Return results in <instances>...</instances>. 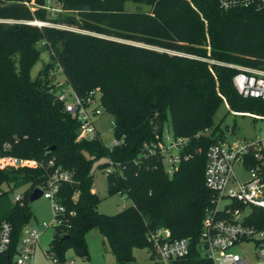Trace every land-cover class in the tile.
I'll return each mask as SVG.
<instances>
[{
  "label": "trees",
  "instance_id": "obj_1",
  "mask_svg": "<svg viewBox=\"0 0 264 264\" xmlns=\"http://www.w3.org/2000/svg\"><path fill=\"white\" fill-rule=\"evenodd\" d=\"M55 1L76 13L54 18L30 0H0V153L40 163L0 168V221L11 224V243L0 253V264H13L22 228L32 217L28 196L44 186L54 166L73 176L59 183L56 194L63 209L46 251L57 263L71 248L92 264L85 234L96 228L116 263L130 264L133 247H150L148 229L166 226L174 237L192 238L180 264H211L197 247L213 197L204 182L205 153L227 139L213 118L223 101L234 112L264 116V100L241 95L232 82L234 64L264 66V8H222L219 0H131L149 9L128 10L126 0ZM35 19L77 29L31 22ZM39 44L51 59L32 77ZM56 64L64 84L78 95L99 87L100 105L111 114L119 143L108 147L99 133L77 137L78 119L49 91ZM167 121L175 136L187 137L181 152L188 157L171 173L158 150L145 149L161 139ZM101 158L106 160L98 165L104 168L110 160L114 167L106 172L107 192L131 201L114 213L96 207L92 167ZM23 185V197L13 200L9 193ZM246 221L264 228V207L253 206Z\"/></svg>",
  "mask_w": 264,
  "mask_h": 264
},
{
  "label": "built area",
  "instance_id": "obj_2",
  "mask_svg": "<svg viewBox=\"0 0 264 264\" xmlns=\"http://www.w3.org/2000/svg\"><path fill=\"white\" fill-rule=\"evenodd\" d=\"M239 5H251L255 8H264V0H219V6L229 8ZM43 22V21H42ZM41 23V22H40ZM39 24V23H38ZM71 28V27H69ZM210 63H222L207 57H201ZM238 69L232 76V82L237 91L243 96L259 97L264 100V66L249 67L234 64ZM57 100L61 101L64 109L79 121L78 138H93L98 133L94 118L103 112L100 105V90L96 86L85 95H78L69 85L59 90L52 87ZM257 118L264 116L256 115ZM113 124V119L110 121ZM114 138L112 144L119 143ZM187 141L185 136H175L168 126H165L161 139L156 143L146 144L149 152L158 150L162 154L165 170L171 173L182 158L188 154L181 149ZM4 148L9 144L5 142ZM206 162L204 167V182L212 191L211 205L207 206L201 219L197 247L200 253L207 257L211 264H249L245 256L234 248L244 249L246 241H253L257 248L254 256L264 254L261 248L264 244V228H257L246 221L253 206L264 207V128L251 137L230 138L210 144L206 149ZM254 161L251 163V161ZM104 167L105 172L113 170V163ZM36 159L24 158L0 153V168L6 165H38ZM48 165H53L50 159ZM239 164L247 172L244 179L235 174L234 165ZM70 170L58 166L52 167L41 186V196L51 201L53 218L51 221H42L40 224H26L21 231L20 242L14 253L17 264H31L32 253L39 241L41 229L51 223L58 222V213L63 209L57 200V190L61 181H72ZM76 194H74V197ZM23 197L21 191L13 194V200ZM188 236L174 237L170 228L158 226L148 229L146 240L149 249L155 257L157 264H180L179 261L189 250L192 238ZM11 243V224L8 220L0 221V253L8 250ZM53 262L55 258L44 250ZM57 263V262H56ZM264 263V262H263Z\"/></svg>",
  "mask_w": 264,
  "mask_h": 264
},
{
  "label": "rangeland",
  "instance_id": "obj_3",
  "mask_svg": "<svg viewBox=\"0 0 264 264\" xmlns=\"http://www.w3.org/2000/svg\"><path fill=\"white\" fill-rule=\"evenodd\" d=\"M30 4L33 6H43L48 10V14L54 18H61L65 14H75L77 10H68L62 8L55 0H45L43 4H37L35 0H30ZM124 7L128 10H147L149 5L143 2H135L131 0H126L124 2ZM77 16V15H76ZM40 23L41 20H32L31 22ZM47 24H54L61 27H71L77 29L75 25H67L65 22L59 21H43ZM40 46V52L37 60L33 63L30 69V75L34 77L38 70L43 66L44 63L51 59L48 48ZM49 79L53 82L52 88L54 90H59L64 84V74L61 68L56 64L51 68L49 72ZM214 124L220 123V127L224 130L226 138H241V137H251L254 134L261 131L264 128V118L254 119L253 115L243 114L239 112H234L230 110L225 101H223L217 108L214 114ZM112 116L110 113L103 111L100 115L94 118L95 126L98 130L99 137L102 142L110 146L114 140L112 124L110 121ZM166 126L169 127V121L166 122ZM106 158H101L96 161L92 167V190L97 193L100 200L97 203V210L103 213H114L123 207L131 203V201L122 193L114 192L109 194L107 192L106 184V172L104 168L98 165L99 162L105 161ZM235 174L239 179H244L247 176V172L239 166V164L234 165ZM25 185L20 186L14 190L23 191ZM13 192L9 193L10 197H13ZM32 217L29 221L30 224H40L42 221L49 222L53 218V209L51 206V201L43 196H39L29 202ZM54 223H51L48 227L41 229L39 235V241L35 245L34 251L32 253L31 264H84L85 259L81 256L74 254L71 248L65 251V261L62 263L53 262L47 257L43 249L48 248V243L53 236ZM86 243L89 250V260L92 264H117L111 251L108 249L106 242H103V236L99 233L96 228L88 230L85 234ZM259 248L253 241H246L244 244V249L235 247L234 249L238 251L241 255L245 256L249 264H264V254L256 258L254 256V251ZM264 249V244L261 246ZM132 255L134 257L130 264H157L155 257L152 255L151 250L146 246H135L132 248ZM13 264L15 262V256L12 257Z\"/></svg>",
  "mask_w": 264,
  "mask_h": 264
},
{
  "label": "water",
  "instance_id": "obj_4",
  "mask_svg": "<svg viewBox=\"0 0 264 264\" xmlns=\"http://www.w3.org/2000/svg\"><path fill=\"white\" fill-rule=\"evenodd\" d=\"M34 23H35V21H34ZM39 24H47V23H45V22H41V23H39ZM41 194H42V189H41V187H39V186L34 187V189L32 190V192H31V193L29 194V196H28V201L31 202L33 199H35V198L41 196ZM190 240H191V238H190ZM8 256H9V255L7 254V257H8Z\"/></svg>",
  "mask_w": 264,
  "mask_h": 264
},
{
  "label": "crops",
  "instance_id": "obj_5",
  "mask_svg": "<svg viewBox=\"0 0 264 264\" xmlns=\"http://www.w3.org/2000/svg\"><path fill=\"white\" fill-rule=\"evenodd\" d=\"M93 190H94V188H93ZM43 250H45V249H43Z\"/></svg>",
  "mask_w": 264,
  "mask_h": 264
}]
</instances>
